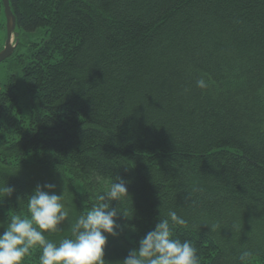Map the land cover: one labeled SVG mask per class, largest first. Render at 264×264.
I'll return each instance as SVG.
<instances>
[{"label":"trees","instance_id":"1","mask_svg":"<svg viewBox=\"0 0 264 264\" xmlns=\"http://www.w3.org/2000/svg\"><path fill=\"white\" fill-rule=\"evenodd\" d=\"M10 2L0 182L15 191L0 225L27 213L37 184L60 194L64 180L81 213L115 174L130 181L137 230L109 237L107 264L169 209L188 219L175 234L201 264H240L243 250L264 262V0Z\"/></svg>","mask_w":264,"mask_h":264},{"label":"clouds","instance_id":"2","mask_svg":"<svg viewBox=\"0 0 264 264\" xmlns=\"http://www.w3.org/2000/svg\"><path fill=\"white\" fill-rule=\"evenodd\" d=\"M196 86L203 90L208 82L199 78ZM129 184L130 181L113 174L103 190L95 194L88 210L81 213H70L71 198L64 180L60 194L54 182L37 184L26 196L27 213L9 215L8 212L6 223L0 225L3 229L0 231V264H23L36 249H39V264H107L105 249L109 237L118 239L126 230H137L128 223L134 217ZM14 191L7 181L0 182V202L11 197ZM18 199L20 202L21 198ZM118 219H123L124 223L118 224ZM65 223L67 234L58 240L48 238L65 232L61 227ZM177 228H189V221L169 209L120 264H201L193 242L178 238ZM250 256L248 250L241 251L240 264H245Z\"/></svg>","mask_w":264,"mask_h":264},{"label":"water","instance_id":"3","mask_svg":"<svg viewBox=\"0 0 264 264\" xmlns=\"http://www.w3.org/2000/svg\"><path fill=\"white\" fill-rule=\"evenodd\" d=\"M2 4L6 16L7 37L4 47L0 50V63H2L14 53L15 48L19 42V33L16 30L17 18L12 9L11 2L10 0H2Z\"/></svg>","mask_w":264,"mask_h":264},{"label":"rangeland","instance_id":"4","mask_svg":"<svg viewBox=\"0 0 264 264\" xmlns=\"http://www.w3.org/2000/svg\"><path fill=\"white\" fill-rule=\"evenodd\" d=\"M5 28H6V16H5L2 0H0V48H3L5 45V41L7 37V31L5 30ZM248 264H264V262L261 259H254L253 261H249Z\"/></svg>","mask_w":264,"mask_h":264}]
</instances>
